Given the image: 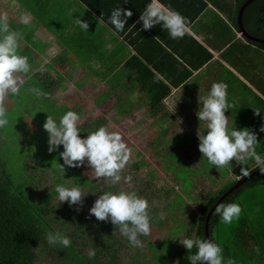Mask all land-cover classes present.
<instances>
[{
	"label": "trees",
	"instance_id": "16d2710c",
	"mask_svg": "<svg viewBox=\"0 0 264 264\" xmlns=\"http://www.w3.org/2000/svg\"><path fill=\"white\" fill-rule=\"evenodd\" d=\"M83 1L89 4L87 0ZM143 1L146 2L142 3L141 7L139 6V9L135 12V4L139 5ZM192 1H197L203 6L205 4L201 0ZM229 1L233 3V6L230 7L232 9L230 14L233 17L228 16V22L231 23L228 25L220 20L223 29H217L216 33L222 34L224 31H230L235 37V32H239L237 25L238 11L246 0ZM147 2L148 0L121 1V4H123L122 9L132 11V15L125 24V29L121 32H116L108 22L111 14L110 10L114 8L113 6L108 9L109 1L105 3L108 10L106 13L103 12L104 4L99 6L89 4V8L105 24L107 29L114 33V39L122 38L130 46L133 30L136 26L135 24L131 28L132 24L135 23ZM242 24L249 35L264 39V0H253L246 6L242 15ZM16 31L22 34V30ZM242 38L250 45L264 51V44L250 41L244 36ZM27 39H31L30 35L27 36ZM88 43L91 47L88 46L87 52L92 54L94 58L104 56L105 53L100 52L97 41L91 38L85 44L86 47ZM23 54H25L24 50ZM132 61L139 64L136 69L135 81L137 82V78L142 79L141 77H143L142 80L149 79L148 81L153 82L152 85H147V81H145L143 85L145 86V94L150 101L149 112H155V108L157 106L161 107L160 103L168 96L170 87L160 82L149 68L153 66L154 70L157 71L152 63L140 61L137 57H131L130 64ZM53 64L54 61L47 68L51 69ZM126 64H129V60ZM145 75L148 79L145 78ZM30 79L33 83L32 86L26 92L20 93L16 98V102L8 106L9 112L14 114V119L10 121L9 126L0 129V264H118V257L123 259V261L120 260L121 264H167L156 244L146 242V246L150 250L149 255L146 256L142 251L144 245L139 248L130 245L127 238L120 233L118 226L111 224L110 221H99L94 216H89L88 209L100 194L99 189L91 181L84 179L78 168L66 167L64 175L58 172L53 167L55 164L53 160L63 163L58 155L59 151H62V146L57 151L49 153L47 151V138L44 133L39 129H30L27 122L24 121V118L29 117L43 125L46 115L54 114L58 119L70 109L67 104L55 103L49 97L51 94L49 88L53 84L52 80L44 79V76L40 73H31ZM36 82H39V84H36ZM157 84L164 87L163 92H160V94L156 91ZM178 84L177 82L175 85L178 86ZM33 88L39 89L42 94L35 95L31 91ZM129 96L130 94L124 95L125 98H129ZM126 104L127 102H125ZM95 126L98 125H80L83 129L81 136H86L88 131L95 130ZM169 127L162 130V135L169 133L167 131L170 129ZM156 142L160 141H154L155 147H157ZM195 142H198V140L195 139ZM33 148L35 151H32ZM159 151L161 150L159 149ZM134 152V156H142L139 151ZM159 155L163 159L165 158L164 163L161 165L163 167L166 164L165 161L169 162L171 158H168L166 153L163 155L160 152ZM186 156L190 158L188 153ZM232 163L236 165L235 161ZM184 165L189 166L186 163ZM143 166L148 168L149 173L147 172V174L150 177L157 178L156 169L152 164H136L132 163L131 160L122 170V178L127 175L132 176V185L127 186L125 184L126 190L134 189L140 196L143 193L151 196L150 194H153V191L149 194L150 189L153 188L151 182L140 181L137 184L138 182L134 181L139 173V168ZM255 170L257 169H250V173ZM227 172V176L239 175L237 171ZM177 173L175 171L174 174L170 175L179 181ZM71 178H78L81 184L84 183L85 191L89 192L84 197L82 206H69L66 201L61 203L56 198L55 184L67 183ZM240 179L242 178H232L228 184L221 186L211 182L209 186L210 188L217 186L215 190L210 189L206 193L203 191L197 192L199 196L192 197L194 198L193 203L196 210H191L189 205L184 203L186 200L176 190H173V197L171 196V201L166 204H173L172 206L177 208L175 211L186 215V217L174 221L169 230V238L164 240V245L168 246L170 251L181 250L179 254L180 264H190L186 259L188 252L179 241L175 240L177 237L174 235L180 237L185 234L206 238L204 226L207 214L219 198ZM184 181H190V178H185ZM262 184H264V174L259 172L227 195L221 202H239L238 196L244 190ZM108 185L112 190L122 188L121 182H118L114 187ZM161 188L166 196L165 188ZM168 188H171V186L168 185ZM194 188V184H192V187L190 185L185 193L191 195L189 192ZM166 204L163 205V208ZM179 204H182L180 206L182 210H179ZM77 207L80 208L79 211H76ZM254 207L255 209L250 213L244 211L243 216L238 219V223L229 232L222 234L223 236L219 233L221 221L219 215L213 211L210 216L208 236L221 245L225 258H231L234 264H264V199L256 203ZM148 210L151 214L153 211L159 213L161 209L150 206ZM170 217L174 218L175 216L170 215ZM164 222L163 219L159 220V226ZM48 231H60L68 235L71 239V245L67 248L59 245L49 246L45 239V234ZM93 248L95 249V255L89 257L88 251Z\"/></svg>",
	"mask_w": 264,
	"mask_h": 264
},
{
	"label": "crops",
	"instance_id": "0c3cea01",
	"mask_svg": "<svg viewBox=\"0 0 264 264\" xmlns=\"http://www.w3.org/2000/svg\"><path fill=\"white\" fill-rule=\"evenodd\" d=\"M87 1L97 6L104 4L103 12L106 13L107 1L109 9L123 6L121 1L124 0ZM201 1L205 3L204 6L192 0H163L188 19L190 31L181 38L172 39L159 24L143 30L138 17L132 24L136 26L130 46L122 38L114 39V33L107 29L83 0H70L67 10L63 9L66 0H5L0 2V14H7L14 30H21V17L27 13H31L32 17L28 25L33 21L44 24L43 29L38 25L33 30H41L46 39L51 38L50 44L55 43L59 53L69 62L70 68L75 69L80 64L92 71L88 73V77L97 79L94 83L100 93L97 102L102 103L100 98L113 101L112 109L120 118L127 115L124 111L128 107L132 108L135 103L141 104L145 111L142 120L146 119L148 125L178 126L180 129L184 126L185 134H191L198 140L197 130L203 128V122H199L196 117L200 107L198 97L204 96L213 82L223 81L228 84V100L233 105L226 111V116L229 115L230 121L235 120L237 128L249 127L257 131L258 141L264 143V132H259V128L264 125V51L247 43L239 32H235V37L230 31L216 33L217 29H223L220 20L228 25L231 23L228 22V16L233 17L230 14V7L233 6L231 1ZM144 2L146 1L135 4L134 11ZM59 6L58 9H52ZM51 10L54 12H49ZM14 14H17V20L12 21ZM76 17L88 22L87 31L75 24ZM91 38L97 41L100 50H104L103 57L94 58L91 54L93 57L89 60L82 58V53L87 52L88 46L91 47L90 43L85 46ZM30 42H34L33 46L42 43L37 37L31 38ZM32 48L39 54L37 48ZM20 53L25 55L22 51ZM131 57L152 63L157 71L153 66L149 68L160 82L170 87L168 96L160 103L161 107L155 108V112H149L150 101L143 85L145 81L147 85H152L153 82L148 81L147 75L145 78L148 80L144 81L141 77L142 79L137 78V82L135 81L139 64L135 61L130 64ZM91 61L95 62L92 67L89 63ZM95 65L98 67L93 70ZM116 78L119 80L115 83ZM177 82L178 86L175 85ZM83 83V78L76 82L77 86ZM163 88L157 84V93H162ZM125 94H130L129 98H125ZM258 147H264V144H259L257 150Z\"/></svg>",
	"mask_w": 264,
	"mask_h": 264
},
{
	"label": "clouds",
	"instance_id": "9594fccd",
	"mask_svg": "<svg viewBox=\"0 0 264 264\" xmlns=\"http://www.w3.org/2000/svg\"><path fill=\"white\" fill-rule=\"evenodd\" d=\"M131 15V10L118 6L111 11L108 22L116 32H121ZM21 19L23 23H29L31 13L24 14ZM139 21L142 22L143 30L159 24L172 39L181 38L190 31L188 19L163 0H148L139 15ZM74 22L80 29L88 30L87 21L76 17ZM22 39V34L11 27L7 14H0V129L9 126L14 119L7 102L20 94L24 86L21 74L29 73L31 68L29 57L19 51ZM31 91L37 96L42 94L37 88ZM198 99L200 107L196 117L199 122H203V128H199L196 133L201 158L206 159L209 165L230 167L231 170L230 162L234 160L236 165L241 166L239 175H236L240 178L249 175V164L264 174V153L257 151L261 143L257 131L249 127L237 128L235 120L230 121L229 115L225 114L233 107L228 100V84L213 82L207 93ZM80 119V114L73 110L66 111L58 119L54 114L46 115L42 128L47 133V151L52 153L62 146L58 155L63 163L54 159L53 167L64 175L66 167L87 166L95 177L109 178L107 183L116 186L122 179V170L128 164L133 149L119 131H110L103 125L81 136L83 129L79 126ZM259 132H264V125L259 128ZM123 180L130 186L132 176H123ZM54 191L56 198L61 203L66 201L69 206H82L84 197L89 194L78 178H71L67 183H56ZM148 209V200L134 189L110 188L98 195L88 209V214L99 221H110L118 226L130 245L139 248L143 247L141 237L151 232L152 217ZM79 210L77 207L76 211ZM241 211V205L236 201L219 202L214 209L224 224L232 223ZM45 239L49 246L67 248L71 245L70 237L60 231L46 232ZM175 240L187 250L186 259L190 264H234L231 258H225L223 248L213 239L184 235L182 239ZM94 255L95 249H90L88 256ZM175 264H180V261H175Z\"/></svg>",
	"mask_w": 264,
	"mask_h": 264
},
{
	"label": "rangeland",
	"instance_id": "374dc122",
	"mask_svg": "<svg viewBox=\"0 0 264 264\" xmlns=\"http://www.w3.org/2000/svg\"><path fill=\"white\" fill-rule=\"evenodd\" d=\"M0 2H5V0ZM68 3H70V0H66V4L64 5L65 7L63 8L64 10L68 9ZM58 8H60V6L54 7L52 9ZM49 12H54V10ZM16 16L17 14H14L12 21L14 19L17 20ZM37 22L38 21H33V23H30L29 25L28 23H20L22 25L20 28L22 30L23 39L20 42L19 51L23 52V50L29 46L28 50H25V55L29 57V64L31 65L29 73L21 74V78L24 81V86L22 87L20 93L26 92L29 87L32 86L33 83L30 81L31 73H38L37 70H39V73L44 76V79L53 81L51 88H49L51 92L49 97L55 103L67 104L70 110L76 111L80 114L81 119L79 121V126H94V124H97L98 126L95 127L103 125L106 126L110 131H119L122 134L123 139L133 149L130 158L132 163L152 164L155 167L154 169H156L155 172H157V178L150 177L149 174H147L148 168L143 166L139 168V173L136 175L139 177L134 179V181L138 182L137 184H139L140 181H148L149 183L151 182V186H153V188L150 189L149 194L151 191H153V194H150L151 196H149L148 194L145 193L144 195L143 193L141 196L148 200L149 207L151 206L155 209L158 207L161 209L159 213L158 211H153L150 214L152 217L151 232L148 236H142L144 238H141L144 245L142 251L146 256H148L150 250L146 246V242L154 243L160 248L161 251L159 252L164 256L167 264H175V261L179 260V254L181 250L178 249L176 251H170L169 247L164 245V240L169 238V230L172 227L174 221L182 219L186 217V215L176 212L175 210H177V208L175 206L173 207V204H166L167 202L171 201V196L173 197V190H176V192H178L186 200L184 203L188 204L191 210H196L195 204L193 203L194 198L192 197L199 196L197 192L203 191L206 193L210 189L215 190L217 186L210 188L209 184H211V182L220 186L228 184L232 178H238V176H227V171L239 172L241 166L234 165L232 163L234 160L230 162V164L232 163V170L230 167H216L209 165L206 159L201 158L202 154L198 150V142L194 141L196 137L191 134L186 135L184 132V126H182L181 129L178 128V126H166L170 128L167 130L169 133L162 135V130L166 128L165 126L159 127L156 125H148L146 119L142 120L143 117H145V111L141 104L135 103L132 108L128 107V110L124 111V113L127 115H124L122 118H120L118 115H116V111L112 109V105L114 104L113 101L107 100V98H100L102 103H98L97 98L100 96V93H98L99 90H97L94 84L96 83L97 79L88 77V73L92 71H88L80 64H77L75 69L72 67L70 68L69 62H67L63 57L64 55L62 56V54L59 53V48L55 45V43L50 44L49 39L51 38L47 37L48 39H46V36H44V33L41 32V30H33L38 25L42 26V29L45 27V25L41 22ZM29 35H31V38L37 37L42 43L36 42L37 44L33 46L34 42H30V40L27 39V36ZM25 41L31 44H28ZM32 47L37 48L39 50V54L36 53ZM100 52L102 53L104 50L102 49ZM92 57L93 56L89 52L82 53V58L84 59L89 60ZM52 61H54L52 68H47V66L51 64ZM74 61L75 59H73V62ZM93 62H89L91 67ZM97 67L98 66L95 65L93 70L97 69ZM81 78L85 80V83L77 86L76 82ZM118 80L119 78H116L115 83L118 82ZM45 83L47 84V82ZM36 84H39V82H36ZM17 97L18 96L8 101L7 107L15 103ZM19 105L21 106V104ZM24 121L27 122L30 129L41 130L47 138L46 131L35 119L26 117L24 118ZM154 141H160L156 142L157 147H155ZM263 144L264 143L262 142L260 143V145ZM258 148L259 149L257 151L263 153L264 147ZM159 149L161 151H159ZM162 150L167 151L163 152ZM134 151H139L142 156H134ZM160 152H162L163 155L166 153V156L171 158L169 162L165 161L166 164L163 167H161V165L164 163L165 158L163 159L159 155ZM187 153L190 158H187ZM184 163L188 164L189 166H185ZM190 163L194 165H191ZM248 167L249 169L253 168L251 164H249ZM78 170L84 179L91 181L95 187L99 189L100 193L110 189L109 185L107 184L106 177H95L94 172H90V168L87 166H82L78 168ZM175 171L178 172L177 174L180 179L179 181L170 175L172 173L174 174ZM209 177H211L210 180H208ZM185 178H190V181H184ZM120 182L122 188L126 190L123 178ZM192 184H194L195 188L189 192L191 195H188L185 193V190H187L190 185L192 187ZM168 185H170L171 188H168ZM161 187L165 188L167 194L166 196L164 195L165 192ZM263 199L264 184L244 190L238 196V203H240L242 209L240 216L234 219L230 224H224L222 221H220V235L229 232V230L238 223V219L243 216L244 211L250 213L255 209V204L259 203ZM164 204L166 205L163 208ZM180 206H182V204H179V210H182L180 209ZM170 215L175 217H170ZM162 219L165 222L159 226V220ZM184 235L185 234H183V236ZM174 236L177 237L176 239L183 238V236ZM117 259L118 264H121L123 259L119 257Z\"/></svg>",
	"mask_w": 264,
	"mask_h": 264
},
{
	"label": "water",
	"instance_id": "95a60500",
	"mask_svg": "<svg viewBox=\"0 0 264 264\" xmlns=\"http://www.w3.org/2000/svg\"><path fill=\"white\" fill-rule=\"evenodd\" d=\"M253 0H246L240 7L239 11H238V16H237V25H238V31L240 33L241 36H244L245 38H247L250 41L256 42V43H260V44H264V39L261 38H257V37H253L251 35H249L246 30L244 29V26L242 24V15L244 12V9L246 8V6L248 4H250ZM260 171L259 169L253 171L252 173H250L248 176L236 181L235 185L230 188L228 191H226L218 200L217 203L221 202L227 195H229L230 193H232L235 189H237L240 185H242L243 183L247 182L249 179L253 178L256 174H258ZM216 203V204H217ZM216 204L212 207V209L209 211V213L206 216L205 219V226H204V230H205V237L209 238L208 236V222L210 219V216L212 214V212L215 209Z\"/></svg>",
	"mask_w": 264,
	"mask_h": 264
}]
</instances>
